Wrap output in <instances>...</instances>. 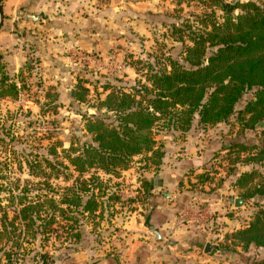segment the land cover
<instances>
[{
  "label": "rangeland",
  "instance_id": "rangeland-1",
  "mask_svg": "<svg viewBox=\"0 0 264 264\" xmlns=\"http://www.w3.org/2000/svg\"><path fill=\"white\" fill-rule=\"evenodd\" d=\"M237 1L220 0L225 5ZM1 3L2 26L5 20L14 17L15 21L9 25L17 41L0 48V77L6 79L0 84V229H3V213L7 211L10 217L17 214L18 196L23 194L26 182L39 181L38 165L50 175L53 185H75L80 174L70 158L93 143V134L88 131L90 121L95 119L92 114L114 117V112H108L100 104L109 93L117 89L130 92L138 81L146 83L150 65L157 71L167 67L169 58L181 60L184 44L176 29L183 23H194L196 15L212 9L219 18L225 12L206 0H26L19 4L1 0ZM239 12L236 9L234 15ZM76 28L84 33L75 35ZM251 96L246 93L237 108H243ZM237 117L235 114L228 123L207 126L195 134L199 139L204 136L208 143L215 142L210 159L199 160L197 164L191 157L194 153L202 156L196 148L197 139H193V148H188L187 137L181 138L179 131L158 126L155 137L164 151L161 164L147 160L143 154L135 156L118 174L99 169L86 173V178L96 173L105 184L100 193L96 190L99 201L107 207L104 218L95 219L88 213L81 217V239L71 248L57 251L54 264H212L215 260L220 264L224 262L220 258L226 256L234 257L236 264H259L264 259L263 248L251 246L246 250L234 245L230 236L264 209V195L247 198L243 195L264 179V164L249 160L257 151L252 147L264 145V121L241 133ZM116 119L105 121L112 123ZM197 121H194L196 130L201 127ZM236 142L252 149L232 148L231 144ZM253 171L257 173L252 181L243 188L238 185L243 173ZM183 172L186 177L181 176ZM171 177H182L178 187L164 185ZM154 179L162 181V186L145 189L144 181ZM165 189L170 192L168 197ZM171 190L178 194L174 200ZM36 193L34 187L28 192L30 198ZM241 196L245 197L241 207L229 200ZM160 201L171 205L168 215L171 220H168L170 227L160 231L162 238L157 239L153 230L158 228L151 227V218L147 224V219ZM187 207L209 210L211 217L204 219V228L197 221L190 223L182 218L181 211ZM220 215L233 218L229 224L224 222L227 228L223 230L217 228L222 226L221 220L217 221ZM190 216L197 215L192 212ZM18 233L0 238V264L8 263L7 253L16 259L23 251ZM207 242L215 246L209 254L204 252ZM39 244L38 241L26 244V256L16 264H35L36 251L41 250Z\"/></svg>",
  "mask_w": 264,
  "mask_h": 264
},
{
  "label": "trees",
  "instance_id": "trees-1",
  "mask_svg": "<svg viewBox=\"0 0 264 264\" xmlns=\"http://www.w3.org/2000/svg\"><path fill=\"white\" fill-rule=\"evenodd\" d=\"M206 1L221 7L225 14L219 18L212 9L196 15L194 23L187 21L176 29L184 44L181 60L169 58L167 67L157 71L150 65L146 83L138 81L130 92L114 90L101 101L100 104L115 115L92 114L95 119L90 121L88 131L93 134V143L70 158L80 174L75 185H53L50 175L42 172V166L38 165L39 181L26 182L23 194L18 196L17 214L10 217L5 211L1 218L0 238L19 231L16 236L23 243L20 256L13 259L7 253L8 263L4 264L24 260L28 251L26 244L35 241L40 242L41 247L34 256L35 264H54L57 251L79 242L81 217L88 213L95 219L104 218L107 208L99 201L96 191L100 193L105 189L103 180L96 173L88 178L84 175L91 169L118 174L135 156L143 154L147 160L161 164L164 151L155 137L158 126L162 130L179 131L180 137L186 138L196 119L198 125L205 128L228 123L236 114L241 133L255 129L264 121V3L238 0L225 5L220 0ZM236 9L240 12L234 15ZM5 80L1 76L0 84ZM246 93L252 96L238 109ZM106 118L117 119L106 123ZM231 146L241 150L256 149L249 160L264 164V145L250 148L236 142ZM256 173H243L238 185L245 187ZM154 186L156 179L144 181L145 189ZM31 187L37 192L33 198L28 194ZM247 190L243 194L246 198L264 195V179ZM230 238L234 245L246 250L251 246L264 249V209L258 210L249 223L233 232ZM259 264H264V259Z\"/></svg>",
  "mask_w": 264,
  "mask_h": 264
},
{
  "label": "crops",
  "instance_id": "crops-1",
  "mask_svg": "<svg viewBox=\"0 0 264 264\" xmlns=\"http://www.w3.org/2000/svg\"><path fill=\"white\" fill-rule=\"evenodd\" d=\"M14 1H15L16 4H19V3L25 2L26 0H14ZM8 6H10V4ZM6 12H8V11H6ZM13 14H14V16L16 15L15 12ZM14 21H15V18L12 17V16L10 17V19L4 21V24H3V26L0 29V48H3L2 45L4 46V44H8L7 45V47H8V46H12V44L17 42L16 38H15L16 34L14 35V32L12 31L13 28L11 26ZM10 23H11V25H9ZM82 32L83 31L81 30V28H76L75 29V35L76 34H82ZM219 126H221V123L216 125V126H214V127H219ZM204 130H205V128L202 127V126L199 127L198 130H196L195 127H193L192 130L188 133V136L186 138L187 141H185V144H186V146H188V148H193V145H195L193 143V139H197L196 142L198 144V147L196 146V148H197V150H199V152L202 154V156L201 155H197V153H194V154L191 155V157L193 159V162L195 164H197V162L199 160H203V159H206V158L210 159V157H211L210 155H212L213 154L212 152L214 151L212 149H214L215 142L213 143V141H211L210 143H208L209 142L208 139L205 138L203 140L204 136H202V138H200V139H199V137L195 136L196 133L198 135L200 131H204ZM221 137L223 138V139H221L222 142H223L225 140L224 136L222 135ZM219 144H221V141H220ZM186 154H188V151H187ZM181 176L182 177H186V174H184V172H183V175L181 173ZM181 178H172L171 177L170 179H167V181H166V183L164 185L165 186L169 185L168 188L178 187V185H180ZM157 181L159 182L158 186L161 187L162 186V181H159V180H157ZM166 191H167V189L164 190V193ZM177 195L178 194L176 193V191H172V195H171L173 197L172 200H174V198ZM170 209H171V205L170 204L164 203L162 201L158 202V204L156 205V208L153 211V214L151 215V217L148 216L147 224H149V219L151 218L150 219L151 222H152V224H151L152 226L151 227L158 228L157 230L159 232L162 231L163 228L167 229V227H170V223L168 222V220H171V218L168 217ZM219 220H221V221H219ZM217 221L222 222V226H220V227L217 226V228H220V230H223L224 228H227V226H224L225 225L224 222H227L229 224V223L233 222V218H229L228 216H221L220 215V217L217 218ZM240 226H241V224H240ZM200 230H202V229H200ZM190 256H194V255H190ZM220 259H224V262L223 263L220 262V264H236V262L233 261L234 257H232V256H229V257L226 256V257H222ZM191 260H193V259H191ZM212 264H218V263L215 260V261H212Z\"/></svg>",
  "mask_w": 264,
  "mask_h": 264
},
{
  "label": "water",
  "instance_id": "water-1",
  "mask_svg": "<svg viewBox=\"0 0 264 264\" xmlns=\"http://www.w3.org/2000/svg\"><path fill=\"white\" fill-rule=\"evenodd\" d=\"M3 17H4V15H3V7H2L1 0H0V29H1V26H2V23H3V20H4ZM156 185H158V181L157 180H156ZM169 195H170V192L166 191L165 192V197H168ZM229 200H230V202L234 203V205L236 207H241L245 203V197L244 196H241V197H229ZM153 231L156 234L157 239H161L162 238L161 233L157 229H154ZM213 249H215V246L212 245L210 242H207L205 244V247H204V252L209 254V253L212 252Z\"/></svg>",
  "mask_w": 264,
  "mask_h": 264
},
{
  "label": "built area",
  "instance_id": "built-area-1",
  "mask_svg": "<svg viewBox=\"0 0 264 264\" xmlns=\"http://www.w3.org/2000/svg\"><path fill=\"white\" fill-rule=\"evenodd\" d=\"M192 212H195V215L199 216V218H197V216H196V218L191 217L190 214ZM181 216H182V218L188 219L190 223H193L194 221L195 222L197 221L198 226L200 228H204L205 227L204 225L206 223L205 220L207 218L211 217V215H209V210L208 209L205 210L204 208H199V207L197 209H192V210H191L190 207H187V209H185L184 211H181Z\"/></svg>",
  "mask_w": 264,
  "mask_h": 264
}]
</instances>
